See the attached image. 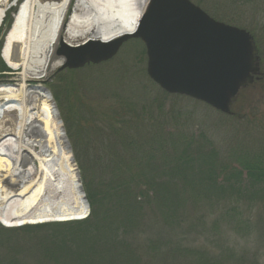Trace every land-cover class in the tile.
I'll use <instances>...</instances> for the list:
<instances>
[{"label": "trees", "instance_id": "16d2710c", "mask_svg": "<svg viewBox=\"0 0 264 264\" xmlns=\"http://www.w3.org/2000/svg\"><path fill=\"white\" fill-rule=\"evenodd\" d=\"M256 40L264 44V30ZM9 71L0 58V74ZM133 107L110 126L106 158L76 157L90 216L0 225V264H264V143L224 154L175 118L144 109L140 119ZM85 131H75L82 147ZM233 237L258 253L231 246Z\"/></svg>", "mask_w": 264, "mask_h": 264}, {"label": "bare ground", "instance_id": "6f19581e", "mask_svg": "<svg viewBox=\"0 0 264 264\" xmlns=\"http://www.w3.org/2000/svg\"><path fill=\"white\" fill-rule=\"evenodd\" d=\"M11 0H0V28ZM150 0H23L2 57L19 78L0 87V221L8 226L87 214L72 152L41 81L60 67L62 39L110 42L137 31ZM71 7V9H70ZM67 13L69 17H67ZM11 125V127L7 125Z\"/></svg>", "mask_w": 264, "mask_h": 264}, {"label": "rangeland", "instance_id": "374dc122", "mask_svg": "<svg viewBox=\"0 0 264 264\" xmlns=\"http://www.w3.org/2000/svg\"><path fill=\"white\" fill-rule=\"evenodd\" d=\"M18 1H10L4 20L7 24L3 23L1 27L0 58L4 39L11 27L10 25L8 28V25L13 22L21 2ZM191 1L215 20L245 29L255 34L258 39L259 31L264 30V0ZM83 41L84 37H80L73 41V45H79ZM259 48L264 71V44H260ZM56 59L59 60V57ZM19 72L21 71L11 70L0 74V87L14 83L19 78ZM29 85H41L51 93L74 156L83 159L87 156L91 162L100 156L106 158V154L110 153L109 149L113 145L108 141L107 133L109 134L110 126L122 125L134 115L124 109L129 105L134 106L133 111L140 119L146 115L144 109L153 114L161 112L169 121L171 117L175 118L183 128L188 129L186 131L205 134L224 154H231L238 147L258 149L259 144L264 143V81L242 93L233 108L240 121L235 120L234 117L224 116L202 102L168 96L161 91L147 76L145 46L137 39L127 41L118 56L102 68L92 67L74 72H58L57 68L41 81H32ZM74 109L77 114L75 117L71 111ZM173 112L181 116L176 117ZM65 122L70 125L69 129ZM7 126L11 127L9 124ZM76 129H84L88 133L87 146L82 147L79 143L75 136ZM101 134L105 139L101 138ZM254 142L256 144L253 145ZM84 148L88 153H83ZM77 168H80L79 162ZM262 211L264 213L263 209ZM230 243L231 246L239 244L236 245L238 250H246L252 255L258 253L255 245L248 248L243 239L233 237Z\"/></svg>", "mask_w": 264, "mask_h": 264}, {"label": "water", "instance_id": "95a60500", "mask_svg": "<svg viewBox=\"0 0 264 264\" xmlns=\"http://www.w3.org/2000/svg\"><path fill=\"white\" fill-rule=\"evenodd\" d=\"M130 39L144 44L147 75L160 89L203 102L222 114L234 115L242 93L264 76L254 37L212 19L191 0H150L136 32L107 43L87 40L73 46L60 40L55 53L63 62L59 71L108 62ZM72 159L76 166L73 154ZM77 184L88 212L79 178Z\"/></svg>", "mask_w": 264, "mask_h": 264}]
</instances>
